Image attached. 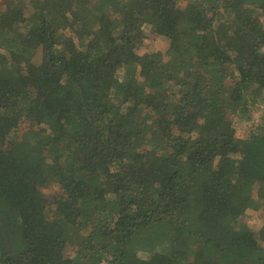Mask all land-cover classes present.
I'll use <instances>...</instances> for the list:
<instances>
[{
    "label": "trees",
    "instance_id": "trees-1",
    "mask_svg": "<svg viewBox=\"0 0 264 264\" xmlns=\"http://www.w3.org/2000/svg\"><path fill=\"white\" fill-rule=\"evenodd\" d=\"M259 101L264 0H0V264H264Z\"/></svg>",
    "mask_w": 264,
    "mask_h": 264
},
{
    "label": "rangeland",
    "instance_id": "rangeland-1",
    "mask_svg": "<svg viewBox=\"0 0 264 264\" xmlns=\"http://www.w3.org/2000/svg\"><path fill=\"white\" fill-rule=\"evenodd\" d=\"M183 4L181 8H183ZM147 36V42L149 46H151L150 51L152 50L153 44L155 42V34L151 33L150 30L146 28L145 32ZM241 121L237 123V130L238 135L242 138L248 136V134L254 130L258 126H264V101H259V104H250L245 117ZM43 192L46 194V198L48 200H52L54 196H57L60 193V189L56 186L48 185L47 187L43 188ZM254 195L256 193L254 192ZM262 212H264L263 207L255 208L254 202L250 205V207L245 211L243 218L247 222L248 225L254 230L255 236H259L260 233V225L263 221Z\"/></svg>",
    "mask_w": 264,
    "mask_h": 264
}]
</instances>
